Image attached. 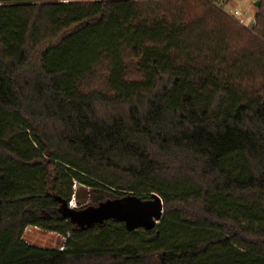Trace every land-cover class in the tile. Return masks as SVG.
Returning <instances> with one entry per match:
<instances>
[{
	"label": "trees",
	"instance_id": "obj_1",
	"mask_svg": "<svg viewBox=\"0 0 264 264\" xmlns=\"http://www.w3.org/2000/svg\"><path fill=\"white\" fill-rule=\"evenodd\" d=\"M217 1L0 0V264H264V0ZM78 186L163 217L80 226Z\"/></svg>",
	"mask_w": 264,
	"mask_h": 264
},
{
	"label": "water",
	"instance_id": "obj_2",
	"mask_svg": "<svg viewBox=\"0 0 264 264\" xmlns=\"http://www.w3.org/2000/svg\"><path fill=\"white\" fill-rule=\"evenodd\" d=\"M258 8L260 2H256ZM66 217L80 226L102 224L108 220L124 223L129 230H147L156 228L164 214V204L159 196L151 200H142L135 196L109 200L97 207H88L77 211L64 207Z\"/></svg>",
	"mask_w": 264,
	"mask_h": 264
},
{
	"label": "rangeland",
	"instance_id": "obj_3",
	"mask_svg": "<svg viewBox=\"0 0 264 264\" xmlns=\"http://www.w3.org/2000/svg\"><path fill=\"white\" fill-rule=\"evenodd\" d=\"M226 2L228 6L238 7L243 10L250 11L253 15H256L259 10V7L257 8L255 6L256 4L255 0H227ZM225 14L229 16L227 13ZM99 75H102V70L98 74L97 78L94 80L95 88L101 87ZM75 189L76 191L79 190L78 196L72 199L73 201L72 203H73V206H75V209L84 210L88 207H92L93 197L91 196L89 191L85 189L80 190L79 186ZM24 240L27 241L32 246H36L39 248H45V249H57V250L62 251L64 250V246H65L67 238H64L56 233L45 231L41 228L30 227L26 230L24 234Z\"/></svg>",
	"mask_w": 264,
	"mask_h": 264
},
{
	"label": "built area",
	"instance_id": "obj_4",
	"mask_svg": "<svg viewBox=\"0 0 264 264\" xmlns=\"http://www.w3.org/2000/svg\"><path fill=\"white\" fill-rule=\"evenodd\" d=\"M255 2H260V0H255ZM216 4L219 7L224 6V7H222L223 11L225 13H227L240 26H242L243 28H245L246 30H248L252 33H254L256 31V28H257L256 15H253L250 11L243 10L241 8H238V7L228 6L225 3V0H218L216 2ZM73 198H75V197H73ZM72 202H73L72 200L69 202L68 207L70 209L75 210V206H73Z\"/></svg>",
	"mask_w": 264,
	"mask_h": 264
}]
</instances>
